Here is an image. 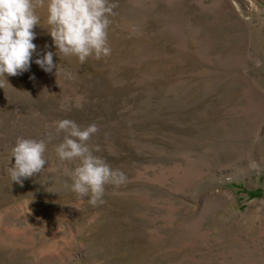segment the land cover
Here are the masks:
<instances>
[{
  "label": "rangeland",
  "instance_id": "rangeland-1",
  "mask_svg": "<svg viewBox=\"0 0 264 264\" xmlns=\"http://www.w3.org/2000/svg\"><path fill=\"white\" fill-rule=\"evenodd\" d=\"M115 3L110 56L55 55L37 26L61 74L0 87V264H264V0ZM61 119L96 124L93 154L127 177L102 203L71 189ZM19 137L49 161L22 184Z\"/></svg>",
  "mask_w": 264,
  "mask_h": 264
},
{
  "label": "clouds",
  "instance_id": "clouds-1",
  "mask_svg": "<svg viewBox=\"0 0 264 264\" xmlns=\"http://www.w3.org/2000/svg\"><path fill=\"white\" fill-rule=\"evenodd\" d=\"M116 7L115 0H0V87L8 83V76L29 71L33 62L45 73L55 69L56 76L61 74L62 69L53 61L54 53L38 51L34 43L37 26L52 38L55 55L76 57L81 65L89 57L99 60L110 56L108 33ZM66 75L73 78L71 73ZM53 123L57 133L64 134L56 146L59 160L79 161L71 172L64 169L72 179L73 192L81 198L89 197V203L96 205L103 202L106 185L119 187L127 181L125 173L93 154L88 141L98 132L96 124L81 128L70 119ZM46 148L44 139L17 138L12 148L14 163L8 168L11 181L22 184L23 179L45 171L49 163L44 155Z\"/></svg>",
  "mask_w": 264,
  "mask_h": 264
}]
</instances>
